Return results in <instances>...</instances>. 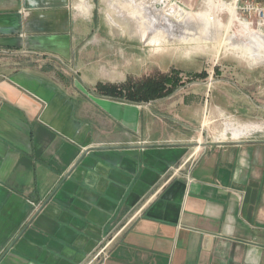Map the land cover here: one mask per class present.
I'll return each mask as SVG.
<instances>
[{
  "label": "crops",
  "instance_id": "obj_1",
  "mask_svg": "<svg viewBox=\"0 0 264 264\" xmlns=\"http://www.w3.org/2000/svg\"><path fill=\"white\" fill-rule=\"evenodd\" d=\"M81 8L0 0V52L80 80L0 64V264H264V135L195 148L151 102L99 95L114 83L78 74Z\"/></svg>",
  "mask_w": 264,
  "mask_h": 264
},
{
  "label": "rangeland",
  "instance_id": "obj_2",
  "mask_svg": "<svg viewBox=\"0 0 264 264\" xmlns=\"http://www.w3.org/2000/svg\"><path fill=\"white\" fill-rule=\"evenodd\" d=\"M75 1L82 6L79 24L91 28L81 31L87 45L77 55L80 76L143 83L177 70V91L144 106L191 135L193 147L264 135V46L253 38L261 30L231 20L228 11L207 0ZM252 53L261 60L253 61ZM0 55L9 69L41 66L73 88L74 78L80 81L58 61ZM202 72L207 79L191 77Z\"/></svg>",
  "mask_w": 264,
  "mask_h": 264
},
{
  "label": "trees",
  "instance_id": "obj_3",
  "mask_svg": "<svg viewBox=\"0 0 264 264\" xmlns=\"http://www.w3.org/2000/svg\"><path fill=\"white\" fill-rule=\"evenodd\" d=\"M179 75L177 70H172L167 74H160L154 80L149 78L143 83L129 80L124 84L100 82L96 85V91L101 96L134 104L149 103L173 95L181 84ZM191 77L204 80L208 78V74L202 72Z\"/></svg>",
  "mask_w": 264,
  "mask_h": 264
},
{
  "label": "built area",
  "instance_id": "obj_4",
  "mask_svg": "<svg viewBox=\"0 0 264 264\" xmlns=\"http://www.w3.org/2000/svg\"><path fill=\"white\" fill-rule=\"evenodd\" d=\"M216 2L226 6V10H230L232 7H234L238 17L237 20H242V22L250 26L264 29V0H216ZM3 53L5 54V52H0V54ZM106 249L107 247L101 249L97 258L102 256L104 259H106Z\"/></svg>",
  "mask_w": 264,
  "mask_h": 264
},
{
  "label": "bare ground",
  "instance_id": "obj_5",
  "mask_svg": "<svg viewBox=\"0 0 264 264\" xmlns=\"http://www.w3.org/2000/svg\"><path fill=\"white\" fill-rule=\"evenodd\" d=\"M235 8L232 7V9H230V14H231V20H236V11L234 10ZM238 19V17H237ZM258 57L254 56L253 57V60H256Z\"/></svg>",
  "mask_w": 264,
  "mask_h": 264
}]
</instances>
